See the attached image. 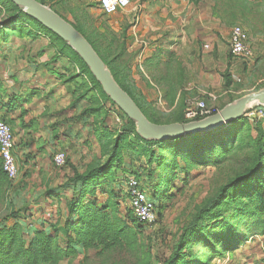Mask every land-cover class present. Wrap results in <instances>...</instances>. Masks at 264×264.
I'll use <instances>...</instances> for the list:
<instances>
[{"label": "trees", "instance_id": "16d2710c", "mask_svg": "<svg viewBox=\"0 0 264 264\" xmlns=\"http://www.w3.org/2000/svg\"><path fill=\"white\" fill-rule=\"evenodd\" d=\"M55 1L65 7L74 0ZM257 3L256 0H232L225 7L221 6L219 13L221 14L223 10L225 16L233 15L234 19L228 22L234 24L235 20L244 19L252 14ZM77 7L84 9L83 5ZM51 8L67 20L54 7ZM71 24L89 41L116 82L130 95L149 121L166 125L201 119L185 118L183 105H179L169 115L148 106L137 94L131 80V68L128 61H125L127 55L125 44L123 42L118 44L116 35H112V41H109L93 27L87 28L82 22ZM7 33H16L20 38L45 35L50 41L51 48L55 50L52 60H67L68 65L65 69L70 73L68 81L82 80L83 85L88 87L76 102L91 94V105L85 108L81 116L96 117L92 131L99 145L100 155L93 157L94 159L82 171L72 167L74 175L63 186L64 189L73 192V197L67 201L64 224L47 227L41 223L34 228H30L26 222L27 218L22 217L25 214L23 209L14 210V199H9L14 186L4 172L0 156V201L7 204L6 215L0 218V264H61L76 257L80 250L87 252L91 249L111 252L123 248L134 250L138 254L142 246L140 228L148 226L137 222L129 206L124 213L122 212V201L118 198L125 197L121 190L122 183L113 186L114 193L111 196L107 190L111 184L113 185L115 176L125 163L126 151L147 157L149 165L155 164L160 173L165 172V178L155 188V193L148 194L156 205L158 218L164 205L160 202H163L166 194L170 193L171 189L168 187L176 177L177 170L185 171L196 166L219 167L236 159L242 161L244 169L230 178L214 196L196 210L192 221L183 228L165 264H214L215 259L235 253L249 239L248 236L239 234L237 230L244 220L252 221L255 235H264V135L261 132L255 140L250 139L249 132L253 128L246 117L208 133L164 141L144 140L137 134L135 122L104 93L88 66L63 39L30 18L10 0H0L2 42H7ZM101 38H105L108 43H102ZM76 69H79L80 73H77ZM223 78L224 88H231L233 81L229 70L223 74ZM176 96L172 90L167 93L165 99L169 107L175 104ZM15 104L16 101L0 104L2 117L11 129L12 122L8 114ZM108 104L117 108L123 119H126L128 124L125 129L111 128L105 118L98 119L104 109L103 106ZM218 111L214 109L212 115ZM155 147L159 153L154 150ZM171 147L173 149H170ZM168 157L172 158L170 162ZM69 161L66 160V165ZM182 161L185 167L181 166ZM160 173L159 178L162 176ZM117 191L122 193L118 194ZM103 195L108 198L100 200L99 196ZM22 219L24 223L21 222Z\"/></svg>", "mask_w": 264, "mask_h": 264}, {"label": "crops", "instance_id": "0c3cea01", "mask_svg": "<svg viewBox=\"0 0 264 264\" xmlns=\"http://www.w3.org/2000/svg\"><path fill=\"white\" fill-rule=\"evenodd\" d=\"M130 1L128 8L112 15L101 11L99 0H89V8L99 9L107 19V23L97 22L94 30L109 41L116 35L117 43L125 44L131 80L148 106L169 113L183 105L186 118L188 109L200 98L227 99L235 93L234 86L224 88L223 74L229 70L234 81L242 60L230 51L231 24L223 23L219 13L223 0ZM105 38L101 40L107 44ZM18 45L9 47L12 55L2 58L6 69L0 71V104L16 101L8 114L19 167L12 199L15 206L26 211L30 228L41 223L62 226L67 201L73 197V192L63 186L73 171L56 167L53 156L61 152L71 162L85 157L90 163V147L93 154L100 153L92 131L94 120L81 116L84 104L79 106L67 85L61 84L68 62L52 60L55 50L49 41L41 42V57L16 56L19 49L23 51ZM170 90L177 95L172 107L165 99ZM252 245H257L256 249L248 255L241 256L240 249L213 263L264 264V236ZM231 255L240 261H231Z\"/></svg>", "mask_w": 264, "mask_h": 264}, {"label": "rangeland", "instance_id": "374dc122", "mask_svg": "<svg viewBox=\"0 0 264 264\" xmlns=\"http://www.w3.org/2000/svg\"><path fill=\"white\" fill-rule=\"evenodd\" d=\"M40 1L44 2L45 4L43 5L47 7H54L67 19V21L73 24L82 22L87 28L92 29V27H94V25H96L99 21L107 23V19L101 15L99 9L89 8V0H74L69 2V4L67 3V6L65 7L60 5L58 1L55 0ZM231 1L232 0H223L222 3L225 7V5ZM256 2H258L257 7L252 14H249L244 19L239 18L233 22L234 24H231V28L235 25H239L247 32L250 44L254 51V57L252 60L245 61L241 59L242 62L240 63V70L236 73L234 81L232 76V81L234 82L232 83V87L234 86L233 89L236 94L234 93L231 96H228L227 99L200 98V100L196 101H204L212 112L214 109L221 110L226 105L245 95L264 89V4H262L263 0H256ZM76 4L85 5V8H78ZM222 16L223 23H227V25L230 24L228 21L234 19L233 15L229 17L225 16V12L223 10ZM3 34L1 37L2 39ZM7 34L8 37L6 43L0 40V71L2 69H6V64H4L2 58L10 57L12 55V48L10 49L9 47L19 44L18 46L23 48V51H20L19 49V52L15 55H19V57L22 58L30 57L31 55L33 57H41L44 54L41 49L44 47H40V49L39 46H41V42L49 41V39L43 34H40L35 38L32 36L20 38L16 33ZM40 37L43 38L41 39ZM31 42L37 43L33 45ZM49 58H51V55ZM76 72L80 73V70L76 69ZM69 75L70 73H67L65 75L66 77L63 76L60 78L62 81L61 84L67 85V91L72 95L73 99L76 100L88 90V87L83 85L82 80H79L78 82L68 81ZM90 96L91 94L78 101L79 106L84 104L80 113L91 105ZM103 108L104 109L101 111V115L98 119H102V117L105 118L107 125L114 129L122 130L126 128L128 123H126V119H123L117 108L111 107L109 104L106 106L104 105ZM155 110L157 112L166 113L163 112V109L157 106L155 107ZM172 112L173 111L166 114L169 115ZM244 117H246L249 125L253 128L249 132L250 139L255 140L261 132H263L264 135V106L257 104L250 105L247 108V112ZM91 118L96 120L95 116ZM170 149L173 148L171 147ZM154 150L159 153L157 147H155ZM90 152H92V157L99 156L100 154H93L91 147ZM92 159L94 158H91V160ZM171 160L172 158L168 157V161L170 162ZM86 161L85 157L81 160H74L75 164H73L74 162H71L70 160L66 167L70 168L72 171V167L82 171L87 166L88 162ZM147 161V157H141L126 151L125 163L118 171L117 176H115L114 179L116 180L113 185L111 184L107 188L111 196V194L114 193L113 186L122 183L123 187L121 190H123L125 197L119 196L118 198L122 201L121 209L123 213L129 206V198L127 196V182L129 180L133 179L137 181L142 190H144L147 194L152 195L155 193V188L158 184H160V181L165 178L164 171L160 173L157 170V165H149ZM181 166L185 167L183 161L181 162ZM243 169L244 167L242 166V161L240 159H236L231 162L224 163L219 167L196 166L185 171L177 170V172H175L177 173L176 177L170 182L168 187L171 189L170 193L166 194L164 201L162 200L163 202H160L164 205H162L159 222L151 227L140 228L142 232V236L140 237L142 246L140 247L138 254L134 250H123V248H118L112 250L111 252L101 251V249H91L87 252L80 250L76 257L71 260L63 261L61 264H165L173 247L176 245L183 228L192 221L194 215L196 214V210L205 201L214 196L220 187L226 184L230 178ZM159 173L162 174L161 178H159ZM12 191L11 194H9V199H12ZM116 193L120 194L122 192L117 191ZM99 198L100 200H106L108 197L103 195L99 196ZM18 209L19 206H14V210ZM6 211L7 204L0 201V218L6 215ZM27 211L29 212L30 209ZM24 215H22V217L27 218ZM26 222L29 225L30 218L29 220H26ZM241 224L242 225L239 229L237 227L239 234L249 237V239L245 241L244 246L240 248L243 250L241 256H244L250 254L252 249H256L257 245L252 247V244L256 243L259 238L264 235H255L256 232L252 226V221L250 220H244ZM210 225L213 226V223ZM228 255L229 254L226 256ZM226 256L223 257V261L224 259H227ZM232 260L235 263L240 261L238 256L231 255V261Z\"/></svg>", "mask_w": 264, "mask_h": 264}, {"label": "water", "instance_id": "95a60500", "mask_svg": "<svg viewBox=\"0 0 264 264\" xmlns=\"http://www.w3.org/2000/svg\"><path fill=\"white\" fill-rule=\"evenodd\" d=\"M26 15L63 39L84 61L104 93L136 124L137 134L147 141H164L219 130L242 118L250 105L264 106V89L245 95L216 114L188 123H152L114 79L111 71L89 41L67 20L37 0H10Z\"/></svg>", "mask_w": 264, "mask_h": 264}, {"label": "built area", "instance_id": "2783aa9c", "mask_svg": "<svg viewBox=\"0 0 264 264\" xmlns=\"http://www.w3.org/2000/svg\"><path fill=\"white\" fill-rule=\"evenodd\" d=\"M186 2L189 0H176ZM131 4L130 0H99V7L106 15H112L120 10L128 8ZM231 54L239 59L250 61L254 57V51L250 44L247 32L239 25L232 27L230 37ZM212 115V111L208 108L204 101L195 102L187 113L186 118L189 120L205 118ZM15 136L0 111V156L3 161V169L8 179L15 183L19 177V167L16 162L15 154ZM67 157L64 153H55L53 161L56 167L63 168L66 165ZM127 196L129 207L138 223L148 227L154 226L159 222L158 211L155 203L149 195L141 189L138 182L131 179L127 182Z\"/></svg>", "mask_w": 264, "mask_h": 264}]
</instances>
